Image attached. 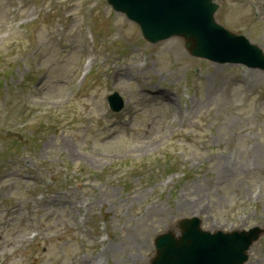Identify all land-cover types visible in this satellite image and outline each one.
Returning <instances> with one entry per match:
<instances>
[{
    "label": "rangeland",
    "instance_id": "rangeland-1",
    "mask_svg": "<svg viewBox=\"0 0 264 264\" xmlns=\"http://www.w3.org/2000/svg\"><path fill=\"white\" fill-rule=\"evenodd\" d=\"M77 54L72 51L70 55H60L59 52L47 49L43 52V65H39L40 73L43 76L48 77L44 86H42L41 93L35 94L30 91L23 92L17 87L19 82V75H12L9 79L3 82V86L0 87V118L5 125V131L0 133V154L6 153L5 159L0 162V175L2 176V183L0 184V208L1 206L9 202L12 199L21 200V195L15 194L12 190H16L20 187L18 184V175H21L23 171V162L30 161V163L35 164L39 168V172L42 174L56 175L57 158L59 157L60 151L63 148H72L73 146L81 149L82 154L85 157L91 154L97 153L102 154L107 152L109 147V142H103L106 140L104 138L113 137V135L108 136L106 132L102 131V127L97 123V114L95 107L98 105L97 100L81 101L77 100L79 107H81V113L85 111V114H76L66 123L59 126L56 134L49 135L46 140H41L37 144H33L25 140L28 131H22V145L19 148L14 143V137L8 134L10 129H20L23 121L28 119L25 116H15L16 107H23L25 105H31L38 101H45L51 105H58V101H55V97L59 96L62 91V86L69 77H71V72L75 68ZM35 60V59H34ZM39 60V59H38ZM31 63V60L28 59ZM35 62V61H32ZM49 66L48 69L46 67ZM228 85L227 97L232 99L238 93V89L233 88L227 82L220 83L221 87ZM92 94H94L92 92ZM78 106V105H77ZM86 109L91 111V115L86 114ZM206 110V108H205ZM30 118V117H29ZM220 119V116H217ZM248 120V118H246ZM244 128L242 125H238L237 129H233L230 132L231 136L236 137V132ZM91 142L92 150H87L86 143ZM102 142V144H100ZM209 191L212 193V201L216 207H221V199L230 198L234 193L239 190V187L232 189L228 192L224 187V181L211 183L208 186ZM196 193L203 196L204 191H200L196 187ZM193 193H188L185 198L193 199ZM154 206L158 211L163 209L172 210L174 204L168 200H155L152 198ZM161 203V205H158ZM219 217H221V212H219ZM11 219H16L11 217ZM37 219V218H36ZM128 225L135 224L136 222L132 217L127 218ZM42 220L41 226L51 232L53 236V241L55 242L54 254L62 259H66L67 256L72 254L69 247L71 235L68 230H63L56 225V223L49 217L38 218ZM138 224L133 229H127V232H122L121 230H112V249L108 258H125L129 256L126 252L131 251L132 247L140 246L142 249H148L147 244L143 245L141 240L145 237V231L150 232L148 224L164 221L161 218L159 221L157 218H146L144 220H137ZM149 221V222H147ZM147 222V223H146ZM123 238H120L122 237ZM8 235L4 238L6 240ZM120 238V239H119ZM118 239V242H117ZM67 243V247L62 249L64 244ZM126 251V252H125Z\"/></svg>",
    "mask_w": 264,
    "mask_h": 264
}]
</instances>
